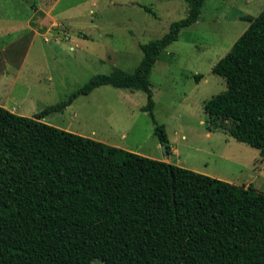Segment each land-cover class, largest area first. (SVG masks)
Here are the masks:
<instances>
[{
	"label": "trees",
	"instance_id": "16d2710c",
	"mask_svg": "<svg viewBox=\"0 0 264 264\" xmlns=\"http://www.w3.org/2000/svg\"><path fill=\"white\" fill-rule=\"evenodd\" d=\"M141 46L132 72L95 75L33 117L0 106V264H264V192L150 159L41 121L110 85L141 90L154 133L150 73L206 0ZM212 67L226 90L204 104L229 135L264 158V8ZM200 75L196 76L199 79ZM171 174V176H170Z\"/></svg>",
	"mask_w": 264,
	"mask_h": 264
},
{
	"label": "rangeland",
	"instance_id": "374dc122",
	"mask_svg": "<svg viewBox=\"0 0 264 264\" xmlns=\"http://www.w3.org/2000/svg\"><path fill=\"white\" fill-rule=\"evenodd\" d=\"M263 8L264 0H206L198 20L181 29L155 62L149 77L153 114L168 138V164L179 161L184 169L235 185L255 176V188L264 180V170L256 174L262 160L255 158L257 149L233 139L226 121L214 120L209 130L204 111L208 100L226 90L212 67L248 27L241 17H256ZM38 9L50 10L51 26L42 12L32 15ZM186 14L183 0H0V68L8 75L0 81V104L33 117L95 75L114 68L132 72L142 59L141 46ZM6 62L14 65L9 73ZM146 100L141 90L104 85L41 121L165 161L153 123L141 111Z\"/></svg>",
	"mask_w": 264,
	"mask_h": 264
},
{
	"label": "crops",
	"instance_id": "0c3cea01",
	"mask_svg": "<svg viewBox=\"0 0 264 264\" xmlns=\"http://www.w3.org/2000/svg\"><path fill=\"white\" fill-rule=\"evenodd\" d=\"M39 11L42 12L41 14L44 15V16H43L44 18H47V19L49 20V21H48V25L51 26L52 23H54V21H53V19H52V16H51V12H50V10H45V11H43V10H41V9H38V10H36V12H33L32 15L35 16V13H37V12H39ZM33 16H32V17H33ZM51 21H52V22H51ZM39 24H40V23H39ZM38 28H39V27H38ZM42 28H43V27H42ZM23 63H24V60H22V61L20 62L19 66L23 65ZM6 65H7V70H6L5 72L9 73L8 68L11 67V69H13V68H14V65L9 64V63H7V62H6ZM10 72H11V71H10ZM17 72H18V70H17ZM17 72H16V73H17ZM7 76H8V75H7ZM7 76H3V67H1V68H0V81L3 82V79H8ZM0 106L3 107L2 104H0ZM3 108H4V107H3ZM10 112H11V111H10ZM12 113H13V112H12ZM14 114H15V113H14ZM206 135L209 136V133H207ZM171 150H172V148H171ZM257 151H258V150H257ZM174 152H175V150H172V154H174ZM168 158H169V157H168ZM255 158L260 159L259 151H258V154H257V156H256ZM165 162L168 163V160H165ZM178 162H179V161H177L176 163L174 162L172 165L180 167V165L177 164ZM256 170H257V173H256V174H261V172L264 170V158L261 160V163L259 164V167H258ZM197 172H199V171H197ZM255 178H256V177L254 176V177H250V179H246V180H250V182H248V183H242L241 186H245V187L251 186V187H253L254 179H255ZM246 180L243 181V182H246ZM253 188H254V187H253ZM254 189H256L257 191L264 192V180H260V181L258 182L257 186H256Z\"/></svg>",
	"mask_w": 264,
	"mask_h": 264
},
{
	"label": "water",
	"instance_id": "95a60500",
	"mask_svg": "<svg viewBox=\"0 0 264 264\" xmlns=\"http://www.w3.org/2000/svg\"><path fill=\"white\" fill-rule=\"evenodd\" d=\"M162 150H163L164 158H165V160H167L168 159V153L166 151L165 145H162ZM170 176H171V174H170Z\"/></svg>",
	"mask_w": 264,
	"mask_h": 264
}]
</instances>
